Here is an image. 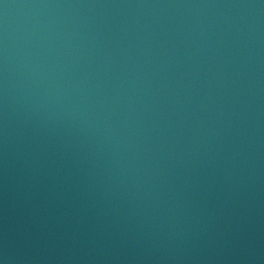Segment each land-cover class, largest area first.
Wrapping results in <instances>:
<instances>
[{"label": "water", "instance_id": "1", "mask_svg": "<svg viewBox=\"0 0 264 264\" xmlns=\"http://www.w3.org/2000/svg\"><path fill=\"white\" fill-rule=\"evenodd\" d=\"M0 264H264V0H0Z\"/></svg>", "mask_w": 264, "mask_h": 264}]
</instances>
